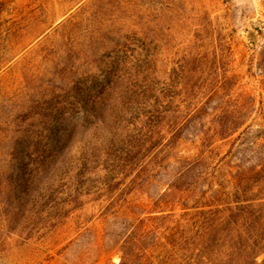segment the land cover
Segmentation results:
<instances>
[{"label": "rangeland", "instance_id": "374dc122", "mask_svg": "<svg viewBox=\"0 0 264 264\" xmlns=\"http://www.w3.org/2000/svg\"><path fill=\"white\" fill-rule=\"evenodd\" d=\"M122 255L264 264V0H0V264Z\"/></svg>", "mask_w": 264, "mask_h": 264}, {"label": "trees", "instance_id": "16d2710c", "mask_svg": "<svg viewBox=\"0 0 264 264\" xmlns=\"http://www.w3.org/2000/svg\"><path fill=\"white\" fill-rule=\"evenodd\" d=\"M142 130H143L142 136L144 135V137H147V138L143 139V138L139 137V138H137L135 140L134 139L133 140H131V139L127 140L126 145L128 146V148H125V154L126 155L132 156L131 155L132 153L139 152V150L142 149L143 145L151 138L152 129H151L150 123L148 121L142 122L141 127H139V131H142ZM134 248H137V250H139L140 255L143 254V251H144L143 248L144 247H139V246L135 245ZM124 263H125V256L122 255L121 260H120V262L118 264H124Z\"/></svg>", "mask_w": 264, "mask_h": 264}]
</instances>
